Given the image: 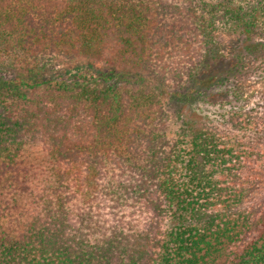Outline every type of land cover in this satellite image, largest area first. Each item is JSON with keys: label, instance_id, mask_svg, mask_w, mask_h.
Instances as JSON below:
<instances>
[{"label": "trees", "instance_id": "obj_1", "mask_svg": "<svg viewBox=\"0 0 264 264\" xmlns=\"http://www.w3.org/2000/svg\"><path fill=\"white\" fill-rule=\"evenodd\" d=\"M263 15L264 0H0V264H264V199L241 207L264 111L208 122L188 105L264 77ZM79 58L108 70L45 72ZM167 85L183 88L172 117Z\"/></svg>", "mask_w": 264, "mask_h": 264}, {"label": "rangeland", "instance_id": "obj_2", "mask_svg": "<svg viewBox=\"0 0 264 264\" xmlns=\"http://www.w3.org/2000/svg\"><path fill=\"white\" fill-rule=\"evenodd\" d=\"M259 26L264 37V15L260 19ZM223 40L225 42L220 49L224 55L229 54L234 47L238 46V40L235 37L225 36ZM107 70L108 67L103 63H93L79 58L72 61L56 59L46 68L45 72L64 73L66 75L85 78L88 81H96ZM164 89L165 92H163L162 98L166 101L167 111L170 117H172V110L175 107L174 99L181 98V96L177 95L178 97H176L174 95L180 93L183 88L178 89L172 85H167ZM217 90H219V96L214 99L200 100L196 102V105H193V102L188 103L192 109L195 108L198 111L202 119L208 122L211 120L217 121V115L227 111L242 110L252 114L256 118H258L260 112L264 111V77L257 78L251 74H246L242 77L235 78L231 84L218 87ZM256 141L261 144L264 143V132L256 138ZM263 199L264 174L262 173L241 207H249L252 204L261 202Z\"/></svg>", "mask_w": 264, "mask_h": 264}]
</instances>
